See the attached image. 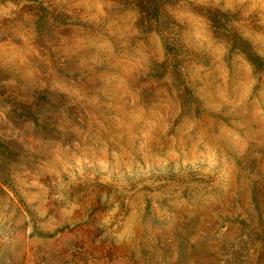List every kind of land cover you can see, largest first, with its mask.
<instances>
[{
	"label": "rangeland",
	"instance_id": "1",
	"mask_svg": "<svg viewBox=\"0 0 264 264\" xmlns=\"http://www.w3.org/2000/svg\"><path fill=\"white\" fill-rule=\"evenodd\" d=\"M0 264H264V0H0Z\"/></svg>",
	"mask_w": 264,
	"mask_h": 264
}]
</instances>
